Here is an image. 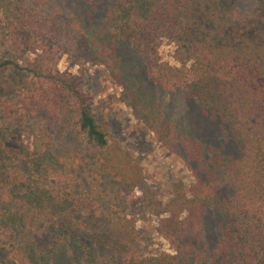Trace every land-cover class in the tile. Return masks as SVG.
Returning <instances> with one entry per match:
<instances>
[{
    "label": "trees",
    "instance_id": "obj_1",
    "mask_svg": "<svg viewBox=\"0 0 264 264\" xmlns=\"http://www.w3.org/2000/svg\"><path fill=\"white\" fill-rule=\"evenodd\" d=\"M44 2L0 0L7 42L31 57L25 64L0 57V71L23 72L44 94L58 102L63 97L61 125L76 132L79 152L95 154L99 174L119 178L129 191L144 179L140 164L111 143L110 130L92 109L80 77L61 72L58 62L68 55L72 66H102L110 48L131 43L157 83L184 87L202 109L231 128L240 157L215 152L210 164L215 178L235 187L238 195L221 200L214 185L204 181L190 190L175 184L170 199L155 211L157 232L174 254L142 255L128 248V239L108 233L90 231L83 240L80 232L70 234L76 218L67 212L66 195L43 181L55 156L53 141L42 136L33 141L30 155L21 144L22 159L3 186L2 228L11 239L3 264H60L67 254L75 264H264V0H256L249 15L233 0H120L97 37L66 18L49 16ZM163 42L174 47L175 65L162 62ZM209 206L229 216L222 245L214 252L185 246L191 233H201L203 210ZM116 229L133 236L127 223Z\"/></svg>",
    "mask_w": 264,
    "mask_h": 264
},
{
    "label": "rangeland",
    "instance_id": "obj_2",
    "mask_svg": "<svg viewBox=\"0 0 264 264\" xmlns=\"http://www.w3.org/2000/svg\"><path fill=\"white\" fill-rule=\"evenodd\" d=\"M44 1L49 16L66 18L86 35L96 36L107 26L120 0ZM233 1L245 15L256 6V0ZM0 34L1 58L19 59L22 64L31 59L7 42L1 17ZM46 45L52 47L49 42ZM173 51L172 45L163 42L162 62L175 65ZM108 57L109 61L102 66L87 63L72 66L68 55H63L58 67L61 72L80 77L83 90L93 103L92 109L101 124L110 130L111 143L123 147L143 168V182L132 191L122 186L119 178L99 174L93 152L77 150L76 132L61 125L63 97L58 102L51 93L44 94L41 86L23 72L0 71V156H3L0 158V264L6 259L11 240L2 228L1 213L6 200L3 186L22 159L21 144L30 155L35 150L33 141L42 136L53 141L55 156L43 181L66 195L67 212L82 225L78 227L76 221L71 222L70 234L80 232L83 240L90 231L108 233L128 239V248L142 255L157 250L174 254L175 248L157 232L160 217L155 211L158 203L164 205L170 199L175 184L182 182L190 190L197 182L204 181L214 185L221 200L237 199V189L215 178L210 164L215 152L228 158L240 157L231 128L202 109L184 87H164L157 83L133 44L110 48ZM229 220L216 206L205 208L201 233H191L185 246L214 252L223 243V231ZM118 223L128 224L133 234L130 239L117 231ZM60 260V264H75L68 254Z\"/></svg>",
    "mask_w": 264,
    "mask_h": 264
}]
</instances>
